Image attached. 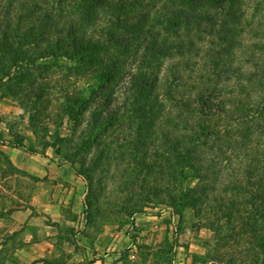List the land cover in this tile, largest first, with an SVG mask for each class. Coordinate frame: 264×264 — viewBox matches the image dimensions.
Masks as SVG:
<instances>
[{
	"label": "rangeland",
	"instance_id": "rangeland-1",
	"mask_svg": "<svg viewBox=\"0 0 264 264\" xmlns=\"http://www.w3.org/2000/svg\"><path fill=\"white\" fill-rule=\"evenodd\" d=\"M140 1L142 5H152L151 0ZM76 6V0H68L63 8L73 11ZM255 6L254 1L250 13H253ZM26 7L29 10L16 7L13 14L16 18H12L13 23L23 28L22 36L26 35L32 22L39 28L37 19L29 20L30 6ZM139 11L140 6L129 13L134 15ZM123 13L110 10L109 14L101 16L95 30H89L88 36H92L93 40L84 48V52L74 51L70 47L61 50L53 47L51 51L54 54H44V50H38L36 54L40 56L34 57L31 65L26 57L32 55L34 46L33 38H28L21 41L22 46H15L19 51L17 55L3 61L5 68L0 69V215L6 211L31 207L33 195L41 180L11 162L12 151L19 160L27 161L22 152L14 150L18 148L22 151L19 143L24 144L35 156L38 153L44 154L52 162L82 173L90 191L86 219L95 225V231L89 235H93V244L98 243L96 253L100 254L101 264H264L263 256L262 261H256L252 254L245 251L249 248L251 252H261V248L246 244L248 241L258 243L252 226L245 227L240 222L236 223L231 217L230 206H226L229 198H244V203L241 202L243 207L237 206L235 211L240 210L242 221L252 223L256 213L251 208L245 209V204L256 197L251 194L256 187L249 185L247 174L242 170L253 172L250 181L256 182L260 173L255 169L263 166L264 161L253 163L249 157L244 156L242 160L232 158L228 166L222 164L224 168L219 173L220 162L217 157L220 156V146L212 134L209 136V131H197V144L194 146L181 138V135L188 137V131H178L182 147L193 150V154L187 153V157L180 158L173 152L174 142L169 146H165L161 140L148 146L140 145L145 131H139V127H143L145 121H136L132 131H113L117 124L110 129L108 125L103 126L107 122L102 124L97 120L103 102L95 103L92 92L98 87L109 85L106 79L111 74L108 72L102 79L101 68H108L105 49L109 50L110 55L118 56L117 48L112 45L109 47L108 35L121 33L116 31L115 24L118 15L125 16V10ZM21 17L23 19L18 21L17 18ZM257 20V23L263 24L259 29L264 33L263 12L258 14ZM32 33L38 41L41 31L30 30L28 36H32ZM46 46L44 43L43 47ZM97 53L102 55L105 62H92V58L98 56ZM199 63L202 65L199 64L196 69H203L200 75L211 69L207 59ZM43 67L48 70L46 77H49L45 83L46 89L41 91L42 98L33 97L34 87L37 90L39 86H34L33 80L25 79L24 75L33 71L41 75L45 73ZM168 76L165 70L161 74L164 78ZM185 76L187 80L193 76V72H187ZM40 82L43 83L42 80ZM168 84L173 87L172 97L179 105L174 110L184 113L190 106V89L172 81ZM163 91L165 93L167 88ZM66 92L71 93L69 100L64 98ZM88 100L92 102L86 105ZM197 108L196 113H199L200 107L196 104ZM67 109L71 112H66ZM125 115L124 108L121 120L118 119L124 124L122 128H125ZM75 131L76 138L73 139ZM90 132L93 136L89 135ZM163 133L169 134V131ZM96 135H101L103 140L112 136L114 140V155L105 154L111 157V172L102 162L103 157L98 150L101 147L96 143L88 146L89 138L95 139ZM61 141L77 144L80 156L69 162L45 146L53 143L57 145ZM139 151L145 152L146 157H140ZM213 159H216V163L215 160L212 163ZM32 161L35 162L36 158ZM115 169H121L116 178ZM177 172L179 174L176 177ZM197 175H202V178ZM239 184L240 190L236 188ZM212 188L218 201L212 196L206 198ZM194 189H203L206 196L194 192ZM259 189L257 197H264V185H260ZM121 203L125 204L124 209L118 206ZM46 223L55 224L50 217ZM259 227L261 225L258 224L255 229ZM4 252H0V264H3Z\"/></svg>",
	"mask_w": 264,
	"mask_h": 264
},
{
	"label": "trees",
	"instance_id": "trees-1",
	"mask_svg": "<svg viewBox=\"0 0 264 264\" xmlns=\"http://www.w3.org/2000/svg\"><path fill=\"white\" fill-rule=\"evenodd\" d=\"M67 1L0 0V69L5 68L2 64L6 58L19 53L15 46H22L21 41L28 38H33L34 46L32 55L26 57L31 65L32 60L34 62L40 56L36 54L38 50L50 54L53 47L58 50L70 47L74 51L84 52V48L93 40L92 36H88L89 30H95L100 17L109 14L110 10L115 13L119 11L120 14H124L125 10V16L118 15L115 24L116 31L121 33L108 35L109 47L112 45L117 48L118 56L110 55L109 50L105 49L108 68H101V78L109 72L111 75L106 79L109 85L98 87L92 92L95 103L103 102L97 120L102 124L107 122L103 126L108 125L107 128L110 129L117 124L113 131H132L136 121H145L144 126L139 127V131H145L140 145L143 147L161 141L165 146L175 143L173 152L180 158L187 157V153L193 154V150L182 147L178 131H188L190 135H181V138L190 141L193 146L197 144V131H209V136L212 134L220 146V156L217 157L220 162L219 173L224 168L222 164L228 166L232 158L242 160L244 156L249 157L253 163L264 161V33L259 29L263 24L257 23L258 14L264 13V0H259L258 3L257 0H151L150 6L142 5L140 0H121L122 3L119 0L117 3H114L116 0H76L77 6L73 11L63 8ZM254 1L256 6L253 15L250 9ZM26 6H30L29 20L37 19L39 28L32 22L26 35L22 36L23 28L13 23L12 18L16 7L29 10ZM139 6V12L134 15L129 13ZM22 19L23 17L17 18L18 21ZM30 30L41 31L38 41L33 33L28 36ZM44 43L47 48L43 47ZM97 54L92 62L104 61L102 55ZM204 59L208 60L211 69L200 75V70L203 69H196V66ZM42 70L45 73L41 75L36 71L24 75L25 79L33 80L34 86H39L37 90L33 86V97L42 98L41 91L46 89L48 70L45 67ZM164 70L169 73L168 77H161ZM187 72H193V76L186 80ZM171 81L190 89V106L184 113L174 110L179 105L172 97L173 87L168 84ZM165 87L167 91L164 93ZM70 97L71 93L66 92L65 100ZM91 102L88 100L85 104L89 105ZM196 104L200 107L199 113H196ZM123 105L125 107L122 108ZM181 107L184 108L185 105ZM124 108L129 117L125 115V128H122L124 124L119 120ZM66 112L71 111L67 109ZM163 131H169V134ZM93 134L90 132L89 135ZM75 135L76 131L73 139L76 138ZM89 140L88 146L96 143L101 147L98 150L102 154V162L111 172V157L105 154L113 156L115 153L112 136L103 140L101 135H96L95 139L90 137ZM18 146L26 149L24 144L18 143ZM45 146L52 148L57 156L69 162L80 156L77 144L71 141ZM139 153L140 157H146L145 152ZM214 160L216 163V159L212 163ZM120 170L115 169V178ZM255 170L260 173L256 182L250 181L253 172L242 170L247 174L249 185L256 187L251 191L252 197H256L245 204V209L251 208L256 213L252 223L242 221L240 210L235 211L237 206L243 207L244 198H229L226 206H230L231 217L236 223L240 222L245 227L252 226L258 243L248 241L246 244L261 248V252H251L249 248L245 251L252 254L256 261H262L264 197H257V194L260 193V185H264V163ZM77 174L82 175L80 172ZM178 174L177 172L176 177ZM197 177L202 178V175ZM104 185L107 189L105 182ZM240 187L241 184L236 188L240 190ZM194 192L206 196L203 189H194ZM213 192L212 188L206 198L212 196L218 201ZM118 206L125 208L123 203ZM258 224L261 227L255 229Z\"/></svg>",
	"mask_w": 264,
	"mask_h": 264
},
{
	"label": "crops",
	"instance_id": "crops-1",
	"mask_svg": "<svg viewBox=\"0 0 264 264\" xmlns=\"http://www.w3.org/2000/svg\"><path fill=\"white\" fill-rule=\"evenodd\" d=\"M14 150L22 152L27 161L12 151L11 162L41 180L31 207L0 215L3 264H101L98 243L93 244V235H89L95 225L86 219L89 188L84 176L44 154ZM48 217L55 224H47Z\"/></svg>",
	"mask_w": 264,
	"mask_h": 264
}]
</instances>
